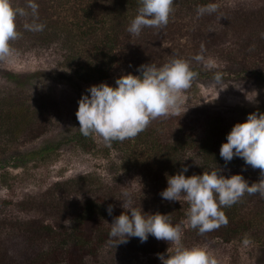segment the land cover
<instances>
[{
	"label": "rangeland",
	"instance_id": "obj_1",
	"mask_svg": "<svg viewBox=\"0 0 264 264\" xmlns=\"http://www.w3.org/2000/svg\"><path fill=\"white\" fill-rule=\"evenodd\" d=\"M218 2L222 6L223 15L230 14L234 19L235 28L231 47L240 49L245 39L250 40L252 45L258 46L254 61L257 60L258 67L264 70V0H219ZM182 4L185 3L180 1V4L175 5L177 10L172 13L174 19L170 20L173 18L171 14L161 37L156 36L160 32L153 27L142 32L143 36L139 38L137 46L143 56L147 58L154 54L163 55L166 62L179 57L188 60L190 65L198 64L207 68L208 60H218L224 67L229 65L231 71L237 70V59L232 61L223 56L219 59L216 52L203 55V61H197L194 58L197 54L192 53L194 52L192 42L195 45L197 41L191 39L185 30L197 28L196 16L192 12H187V7ZM213 25L214 21L210 23V26ZM206 32H209V28H206ZM32 33H35L36 37L41 36L39 32ZM29 39L30 37L24 38L23 43L14 48V55L10 59H0V98L3 102L8 100L7 106H3L5 111L2 115L0 114V151L9 149L7 153L16 155V157L9 156L0 161V221L6 218L29 221L36 214L34 209L29 211L26 204L32 202L35 207L42 205L43 199L50 200V196L59 190L69 191L68 198L66 193L62 194L64 196L58 194L51 203H58L61 207L65 204L80 205L87 196L89 185L104 187V181L107 178L111 184L120 182L124 190H132L149 199H158L163 202L162 204L166 203L167 200L163 201L160 192L167 187V182L163 180L164 182H154L156 185H153L149 177L138 174L140 160L127 155L130 151L129 146L134 145L135 141L141 146L143 144L140 142L146 143L144 150L147 152L157 148L158 157L168 159L170 164L168 167L173 166L181 170L183 165L187 164L193 174H202L204 171L220 168L225 175L242 173L250 183L261 178L260 169L253 168L245 162L238 165L225 162L207 165L199 148L193 147L208 134L212 124L230 127L238 121L246 120L249 113H262L264 83L258 75H227L228 77L222 79L220 83H217L215 79L192 81L191 86L181 93L180 113L152 120L145 130L129 138L131 143L128 139L124 140L126 144L117 150H111L110 154L109 144L95 134L90 137L88 145L70 141L57 148L47 149L37 159L23 160L25 150L40 146L43 141L62 130L79 126L76 116L78 101L82 90L87 88V86L72 87L62 82H49L46 95L33 99L30 97L38 94L42 88L41 81H35L26 89L12 81H6V69L33 72L42 67L58 66L62 58L60 53L63 52L60 50L62 37H56L58 42L56 48H54L55 42L51 47H46L47 45L43 46L38 42L30 44ZM223 50L226 49L223 48L219 52ZM145 58L143 59L148 60ZM252 62L250 61V64ZM249 67L253 66L249 65ZM118 75L119 73H113L106 82L114 85ZM246 91H253L249 95H254L255 91L258 92L254 101L246 99ZM9 92L23 94L19 98L21 103L11 102L9 98H5ZM28 92H32L33 95L27 96ZM186 109L187 111L183 113ZM33 127L36 128V135H32ZM140 136L143 140L139 139ZM226 139L227 137L223 139V142ZM163 150L165 152H161ZM143 154L138 155L140 158L145 157ZM119 155H124L122 163ZM76 182L79 184L78 189L81 193L73 191ZM82 188L86 189L82 190ZM250 195L247 192L244 194V196ZM161 202H159L160 205H162ZM174 202L182 206L189 204L183 195L181 201ZM43 203L46 204V202ZM255 203V199H252L251 206L246 202L248 210L254 211ZM259 210L256 208L255 211ZM123 211H125L123 207L118 208L119 213ZM175 216H177L176 225L181 227L183 233V230L190 226L188 213L182 209ZM257 239L248 233L240 234L230 240L216 237L205 246L192 241L184 242L182 236V243L187 247L206 248L217 259V264H264V237L261 239L263 246ZM245 240L248 243H245ZM172 248H175L174 244ZM38 249L39 246L31 243L20 231H15L9 225L6 228L0 226V263H14L17 260L19 262L24 259L23 257L36 253ZM112 252L106 249L97 260L90 257L89 261L92 264L127 262L119 251ZM160 263L162 264V261L157 253L140 255V260L135 261V264Z\"/></svg>",
	"mask_w": 264,
	"mask_h": 264
},
{
	"label": "trees",
	"instance_id": "obj_2",
	"mask_svg": "<svg viewBox=\"0 0 264 264\" xmlns=\"http://www.w3.org/2000/svg\"><path fill=\"white\" fill-rule=\"evenodd\" d=\"M180 1L185 3L182 5L187 7V12H192L196 16L197 28H192L190 31L185 30V33L191 39L197 41L195 45L192 42L194 50L192 53L194 55L198 53L205 55L206 53L216 52L219 59H222L223 56L230 58L232 61L237 59L236 62L238 63V69L235 71H231L229 65L224 67L218 60H213L215 61V67L207 68L198 64L191 65V68L197 73L193 81L213 80L214 74L220 72L222 73V79L233 74L236 76L258 75L264 83V70L258 67L257 60L254 61L257 57L255 51L258 46L252 45L250 40L245 39L240 49L231 47V38L235 28L234 19L231 18L230 14L223 15L219 0H174L172 13L177 10H175V5L180 4ZM210 2L219 5L217 11L211 14L198 15L197 7ZM14 3L26 7V0H14ZM37 3L39 4L37 18L31 16V14L17 18V29L21 35L16 40L11 41L12 47H18L23 43L24 38L30 37L28 41L30 44L38 42L39 44L42 43L43 46L51 47L55 42L54 48H56L58 47L56 37L60 36L62 37L60 50L63 52L60 51L62 58L59 60L58 66L54 68L42 67L33 72L6 69V81H12L23 89L28 88L37 80L42 82L41 90L30 98H42L46 95L49 82H62L72 87H88L106 81L115 72L119 73L118 76L130 71L136 72L133 74H140L136 70L139 65L148 63L159 67L167 63L163 55L154 54L145 58L137 46L143 36L142 32L149 30L151 27H144L139 35L130 34L127 30L132 19L138 14L141 0H37ZM173 16L174 14L171 17ZM33 19L45 24L44 30L39 31L41 33L40 37L34 36L33 31L24 28V24L32 22ZM173 19L174 17L170 20ZM212 21H214V25L210 26ZM165 27L156 28L160 32L156 34L157 37L164 34ZM206 28H209V32H206ZM32 40L34 41L32 42ZM223 48L226 50L219 52ZM250 61H253L252 64H250ZM249 65L253 67H249ZM84 92L85 89L82 90V93ZM31 93L28 92L27 96H32ZM22 96L23 94L20 93L9 92L5 98L19 104L21 103L19 98ZM7 102H3L0 98L1 115L5 111L3 106H7ZM261 112L264 113V103ZM231 128L232 126L225 127L217 123L212 124L208 134L202 141L193 145L194 148H199L198 150L207 165L225 162L220 156V147ZM35 129L32 128V135H36ZM92 136H95V134L84 136L79 126L68 128L56 133L53 137H49L40 146L25 150L22 159H37L47 149L57 148L59 145L70 141L88 145V141ZM140 138L142 139L141 136ZM129 142L131 143V139ZM140 143L143 145L141 146L135 141L134 145L129 146L130 154L126 152L127 155L140 160L138 162V174L140 176L149 177L152 184L156 185L157 182H164L163 180L167 182L168 175L180 171L173 166L168 167L170 165L168 159L159 158L157 148L147 152L144 150L146 143ZM124 144H126L124 140L112 141L109 144L110 148L108 147L109 154L111 150H117ZM192 144L194 143L192 142ZM7 150L0 151V161L9 156L16 157L11 152L7 153ZM161 152H165V150ZM138 154H143L145 157L141 156L140 158ZM119 156L122 163L124 155ZM225 163L238 165L244 163V160L240 157H234L231 161ZM192 174L189 169L185 173V175ZM108 179L104 181V187L95 184L89 185L87 196L80 205L65 204L61 207L58 206V203H51L58 194L64 196L62 194L66 193L65 195L68 198L69 191L59 190L53 196H50V200L43 199L46 204L41 202L42 205L36 207L33 206L32 202L26 204V208L29 211L34 209L36 214L29 221L8 220V218L0 221V226L6 228L9 225L15 231H20L31 243L39 246L36 253L23 257L24 259L19 260V262L17 260L14 263L6 264H92L89 261L90 257L97 260L98 256L103 255L106 249L113 252L119 251L127 259V262L121 264H135L136 260H140V255H149L150 253H164L167 255L166 250L168 248V251L172 252L173 244L171 242L157 239L151 234L144 242H141L138 237H131L127 243L115 245V242L109 237L111 223L114 217L120 214L118 208L122 207L123 202L121 199L124 198L123 193L125 192L131 193L132 206L143 209L146 215H151L157 211L165 213L170 217L173 224H176L177 220L175 215L182 209L188 213L190 204H183L184 206H182L180 203L165 200L163 201L166 203L162 204L163 202L158 199H149V197L139 195L132 190H124L120 182L111 184ZM78 187L79 184L76 182L73 191L81 193ZM84 189L86 188H82V190ZM245 199H247L246 202L250 206L252 199H255L254 207L260 210L255 211L256 208L254 211L248 210ZM109 205L114 206L112 214L107 211ZM223 210L227 216V223H222L218 228L203 234L190 225L183 230L184 242L192 241L206 246L216 237L230 240L240 236V234L248 233L258 238L259 242H257L262 244L261 239L264 237V195L260 193H254L250 196L243 195L231 206H223Z\"/></svg>",
	"mask_w": 264,
	"mask_h": 264
},
{
	"label": "clouds",
	"instance_id": "obj_3",
	"mask_svg": "<svg viewBox=\"0 0 264 264\" xmlns=\"http://www.w3.org/2000/svg\"><path fill=\"white\" fill-rule=\"evenodd\" d=\"M173 3L174 0H141V7L132 19L128 32L139 35L144 27L160 29L166 26ZM218 7L217 3L210 2L198 6L197 14H211ZM38 9L37 0H26V7L15 4L14 0H0V59H10L14 55L11 41L21 35L17 29V18L29 14L37 18ZM24 28L39 32L44 30L45 24L33 19L25 23ZM194 58L204 60L202 53ZM206 65L215 67V61L208 60ZM138 72L140 74H121L114 85L101 81L86 88L79 98L76 111L84 136L96 134L109 144L114 140L123 141L137 136L152 120L180 113L181 93L191 86L197 76L190 62L179 57L159 67L148 63L139 65ZM214 79L220 83L222 73L216 72ZM251 92L246 91V99L254 101L258 92L249 95ZM220 156L225 162L234 157L243 158L245 164L260 169L261 178L250 183L242 173L225 175L220 168L185 175L189 167L185 164L179 172L167 176V187L160 192L162 199L170 202L181 201L183 195L190 204V225L201 234L227 223L223 206H231L246 192L264 195V113L252 112L246 120L236 122L221 144ZM123 196L121 200L125 211L114 217L109 231L115 245L127 243L131 237H138L144 242L151 234L175 245L172 252L168 251L169 248L166 250L167 255L157 253L162 264H217V259L206 248L184 246L181 227L173 224L167 214L157 211L146 215L143 209L132 206L131 193L125 192ZM113 207L108 206L109 214H112ZM244 242L248 243L247 240Z\"/></svg>",
	"mask_w": 264,
	"mask_h": 264
}]
</instances>
